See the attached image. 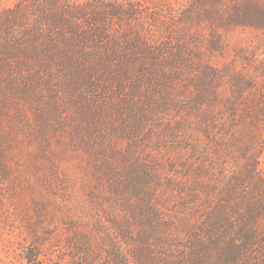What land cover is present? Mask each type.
I'll return each mask as SVG.
<instances>
[{
  "label": "trees",
  "instance_id": "1",
  "mask_svg": "<svg viewBox=\"0 0 264 264\" xmlns=\"http://www.w3.org/2000/svg\"><path fill=\"white\" fill-rule=\"evenodd\" d=\"M263 152L264 0L0 3V211L24 264H264Z\"/></svg>",
  "mask_w": 264,
  "mask_h": 264
},
{
  "label": "rangeland",
  "instance_id": "2",
  "mask_svg": "<svg viewBox=\"0 0 264 264\" xmlns=\"http://www.w3.org/2000/svg\"><path fill=\"white\" fill-rule=\"evenodd\" d=\"M14 0H0V3L3 5H12ZM255 32L252 29L249 28H239L230 35H228L225 38L224 41V49L227 54V56L224 58L222 57V51L216 50L217 48V42H214L211 50L215 49L216 54H214L212 61L214 63H217L219 65H222L223 63L230 62L234 58L233 50L237 46L240 47H246L248 46L249 40L255 36ZM213 41H216V39H213ZM184 42L187 44V46L193 48L194 50H198L200 47L196 43H191L190 37L184 38ZM211 44V42H209ZM240 66L242 65L241 61L238 63ZM262 169L264 171V152L262 154ZM41 173L35 174V179H44V180H51L52 174L44 176ZM8 208H4L0 211V219L4 222L1 223V229H0V264H24V258L22 255L21 250V238L19 230H17L16 227H10L9 224H4L6 221H8L12 215V210H7ZM14 213V212H13ZM5 218V220H4ZM44 264H52L45 262Z\"/></svg>",
  "mask_w": 264,
  "mask_h": 264
}]
</instances>
